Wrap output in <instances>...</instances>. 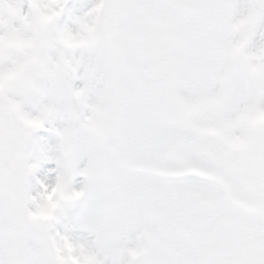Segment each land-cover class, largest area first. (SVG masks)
<instances>
[{"label": "snow or ice", "instance_id": "6c2138e0", "mask_svg": "<svg viewBox=\"0 0 264 264\" xmlns=\"http://www.w3.org/2000/svg\"><path fill=\"white\" fill-rule=\"evenodd\" d=\"M0 264H264V0H0Z\"/></svg>", "mask_w": 264, "mask_h": 264}, {"label": "rangeland", "instance_id": "374dc122", "mask_svg": "<svg viewBox=\"0 0 264 264\" xmlns=\"http://www.w3.org/2000/svg\"><path fill=\"white\" fill-rule=\"evenodd\" d=\"M77 214V213H76Z\"/></svg>", "mask_w": 264, "mask_h": 264}]
</instances>
